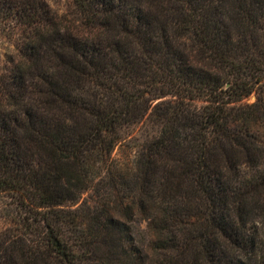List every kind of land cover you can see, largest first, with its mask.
Instances as JSON below:
<instances>
[{"label":"trees","instance_id":"trees-1","mask_svg":"<svg viewBox=\"0 0 264 264\" xmlns=\"http://www.w3.org/2000/svg\"><path fill=\"white\" fill-rule=\"evenodd\" d=\"M0 264H264V0H0Z\"/></svg>","mask_w":264,"mask_h":264},{"label":"rangeland","instance_id":"rangeland-1","mask_svg":"<svg viewBox=\"0 0 264 264\" xmlns=\"http://www.w3.org/2000/svg\"><path fill=\"white\" fill-rule=\"evenodd\" d=\"M255 96L250 97L246 102L247 103H253L255 101ZM129 151V148H119L116 150V154L119 158L124 157V155L126 154V152ZM138 230L140 231V234L142 235L144 233L145 230V224L141 223L140 225H138Z\"/></svg>","mask_w":264,"mask_h":264}]
</instances>
